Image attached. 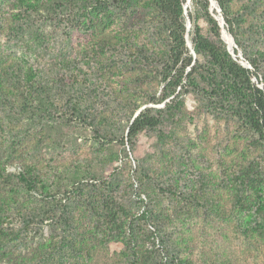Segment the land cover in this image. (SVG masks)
Returning <instances> with one entry per match:
<instances>
[{"label":"rangeland","instance_id":"1","mask_svg":"<svg viewBox=\"0 0 264 264\" xmlns=\"http://www.w3.org/2000/svg\"><path fill=\"white\" fill-rule=\"evenodd\" d=\"M231 3L264 86V0ZM162 26L151 0H0V51L26 71L19 92L0 85V173L31 183L25 194L0 192V230L8 220L4 240L17 244L0 264L17 255L25 264H264V202H255L256 189L264 201V127L231 102L220 108L207 82L167 108L149 103L171 70ZM221 39L227 47L222 30ZM134 104L132 117L154 107L159 123L130 144ZM75 165L92 170L87 198L115 200L117 229L54 189L60 169Z\"/></svg>","mask_w":264,"mask_h":264},{"label":"trees","instance_id":"2","mask_svg":"<svg viewBox=\"0 0 264 264\" xmlns=\"http://www.w3.org/2000/svg\"><path fill=\"white\" fill-rule=\"evenodd\" d=\"M151 1L155 8L156 17L160 18L161 22H163L162 29L167 32L171 43L168 49V63L171 64V70L167 75L163 76V84L158 95L153 94L148 102L154 104L164 102L167 108L169 101L171 102L178 98V96L194 90L198 85V81L207 82L211 85L209 96L218 103L220 108L227 107L231 102L229 106L231 110L234 106L236 109H243L246 113L245 117L252 125L264 127V86H258L259 79L263 77L262 61L259 60L253 48L250 47L248 49L245 46V41L241 37L240 30L242 13L233 10L232 0L214 1L223 19V29L232 37L235 45L241 49L243 59L250 65L249 68L242 66L238 62V57L233 58L227 50L226 44L221 39L222 29L213 15L216 14L215 9L210 10L209 0H190L192 10L187 13H184L186 0ZM98 3L103 8L106 7L105 10L108 8V5L103 6V3L100 1ZM187 19L190 21L188 31H186ZM200 19L206 22L209 31L208 35L201 32ZM186 33L188 34L195 58L186 45ZM233 50L234 54H237V49L234 48ZM174 68L176 69L172 73ZM25 80L26 71L20 62L9 58V56L4 55L0 51V85L15 88L19 92V87L25 83ZM25 93L27 96H33L29 91H25ZM169 97L171 98L165 101ZM67 98L68 100L71 99V95ZM5 102L11 108L17 106V113L29 111L30 103L28 104V102L23 101L16 104L7 100ZM137 107L138 104H134L128 118L129 124L126 131V140L130 141V144L133 142V138L143 129L154 128L159 123V119L155 118L152 113L158 114L160 112L159 109L145 107L132 117L133 111ZM235 111L238 113V110ZM82 169L80 165L60 169V176L56 177L54 189L59 192L63 188L62 191L65 194H73L78 203L88 205L89 210L96 213L101 223L113 224L117 229L119 222L115 218H119V215L115 209V200H112V196L109 194H104L103 196L101 192H92L93 194L90 195V198H87V189L84 190L86 184L82 183V179H91L93 174L92 170ZM30 185L29 178L27 183V179L22 174L16 176L15 179L10 174L3 175L0 173V192L9 190L17 194L20 192L25 194L28 192ZM43 188L44 186L42 185L41 189ZM46 191L50 193L49 185H47ZM255 194L257 196L255 202L259 203V209H261L264 201L260 190L256 189ZM37 204L38 202H36ZM97 208H101L104 211H97ZM33 209H35V206ZM4 215V209L1 207L0 226L3 225L2 220L6 219ZM7 221L5 227L2 226L0 230V253H9V256H11L13 254L12 249H16L15 246L17 247V244L4 240L7 232H14L13 227ZM58 222L60 225L68 224L69 218L64 216ZM17 258L16 261L19 260L18 264H25L18 255ZM13 261L11 260V262Z\"/></svg>","mask_w":264,"mask_h":264},{"label":"water","instance_id":"3","mask_svg":"<svg viewBox=\"0 0 264 264\" xmlns=\"http://www.w3.org/2000/svg\"><path fill=\"white\" fill-rule=\"evenodd\" d=\"M189 1H190V0H186V3H188ZM209 1H210V10L215 9V11H216L217 13H219L220 10H219V8L217 7L215 1H214V0H209ZM185 8H186V5L184 6V9H185ZM219 26H220L221 29H222V35L228 39V42H227V50L229 51V53L231 54V56H232L233 58H236L238 55H235V54H234V50H233V47H234V46H233V45H234V43H233V39H232V37H231L228 33H226V31L223 29V19H222V18H220ZM189 27H190V21H189V19H187L186 31L189 30ZM187 36H188V34L186 33L185 37L187 38ZM186 45H187L188 48L190 49V52L193 54V57L195 58V54H194V51H193V49H192V47H191V43H190V41H188L187 39H186ZM241 65L244 66L243 64H241ZM248 68H249V67H248Z\"/></svg>","mask_w":264,"mask_h":264}]
</instances>
